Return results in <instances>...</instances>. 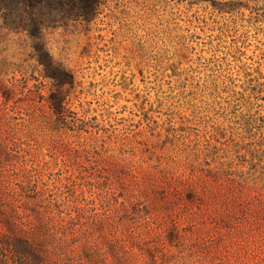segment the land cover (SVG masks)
Returning a JSON list of instances; mask_svg holds the SVG:
<instances>
[{
  "label": "rangeland",
  "instance_id": "obj_1",
  "mask_svg": "<svg viewBox=\"0 0 264 264\" xmlns=\"http://www.w3.org/2000/svg\"><path fill=\"white\" fill-rule=\"evenodd\" d=\"M0 6V264H264V0ZM63 92V111L49 100ZM22 250V249H21Z\"/></svg>",
  "mask_w": 264,
  "mask_h": 264
},
{
  "label": "trees",
  "instance_id": "obj_2",
  "mask_svg": "<svg viewBox=\"0 0 264 264\" xmlns=\"http://www.w3.org/2000/svg\"><path fill=\"white\" fill-rule=\"evenodd\" d=\"M48 0H0V6L4 8L8 13H14L18 15L17 26L30 31V34L38 45L37 60L42 66L43 75L54 78L60 85L66 82L69 78H72L73 74L61 63L56 61L52 55L45 48L43 40V29L49 27H57L58 22L62 18L69 16H90L89 11H74L73 9H56L45 8L42 2ZM51 1V0H49ZM59 4L73 5L74 1L78 0H52ZM92 2L94 0H82ZM49 106L54 115H59L63 111V92L60 88L58 93L54 95L53 99L49 100ZM10 234L0 233V241L4 243L7 249L16 254V252H26L22 260L31 259L34 261V245L27 241L25 238L17 237ZM22 249V250H21ZM28 258V259H27Z\"/></svg>",
  "mask_w": 264,
  "mask_h": 264
}]
</instances>
